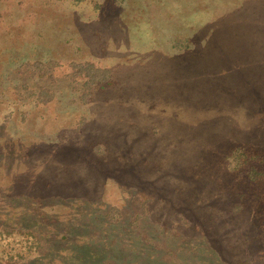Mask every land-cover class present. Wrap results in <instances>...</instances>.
<instances>
[{
  "label": "rangeland",
  "instance_id": "374dc122",
  "mask_svg": "<svg viewBox=\"0 0 264 264\" xmlns=\"http://www.w3.org/2000/svg\"><path fill=\"white\" fill-rule=\"evenodd\" d=\"M0 264H264V0H0Z\"/></svg>",
  "mask_w": 264,
  "mask_h": 264
},
{
  "label": "trees",
  "instance_id": "16d2710c",
  "mask_svg": "<svg viewBox=\"0 0 264 264\" xmlns=\"http://www.w3.org/2000/svg\"><path fill=\"white\" fill-rule=\"evenodd\" d=\"M250 160H253V157L249 156ZM247 161V159H246ZM249 173H256L257 171H260L259 173H261V170L256 166V165H252L250 166V168L248 169Z\"/></svg>",
  "mask_w": 264,
  "mask_h": 264
}]
</instances>
